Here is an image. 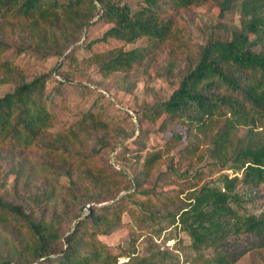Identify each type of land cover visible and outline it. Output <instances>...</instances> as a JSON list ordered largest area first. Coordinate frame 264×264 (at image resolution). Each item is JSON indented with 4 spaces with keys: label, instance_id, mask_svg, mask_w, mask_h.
<instances>
[{
    "label": "rangeland",
    "instance_id": "374dc122",
    "mask_svg": "<svg viewBox=\"0 0 264 264\" xmlns=\"http://www.w3.org/2000/svg\"><path fill=\"white\" fill-rule=\"evenodd\" d=\"M122 3L133 10L145 5L144 0H122ZM64 10L61 7L54 10L61 18L54 24L51 20L12 15L0 18V40L9 45L0 55V96L12 91L20 80L29 81L43 73L50 74L46 89L54 95L47 104L52 114L50 124L36 139L15 145L0 144V195L27 211L43 215L47 221L55 219L52 214L56 213L59 222L55 225L62 238L90 211L89 204L82 209V201L71 198L72 192L93 193L103 200L94 201L97 206L124 203V210L116 211L120 214L118 224L110 233L98 235L112 255H121L116 264H216L217 252L211 247L195 249L190 236L178 224V216L173 224L168 213L186 203L194 185L208 183L221 187L220 175L234 172L223 169L229 162L224 166L218 152L231 159V147L249 139H263L264 118L255 124L240 125L233 118L224 117L202 131L194 129L195 150L192 146L179 156L188 140L168 150L166 134L159 129L161 119L151 120L143 112L156 101L168 98L189 63L196 61L199 45L211 38L231 37V32L241 25L240 12L232 8L221 13L214 0L189 6L177 17L175 42L162 44L125 70L108 73L101 64L109 57L119 50L150 46L153 41L147 37L133 43L110 39L88 46L111 24L98 19V9L91 10L89 0H85L79 13L93 18L79 32ZM177 46L176 66L169 75L171 51ZM135 114L141 120H136ZM141 130L147 135L144 148L131 145L128 151L121 149L123 143L137 138ZM218 132L227 134L221 145H215ZM48 140L66 144L80 154L98 151L89 162L79 155L46 149L42 142ZM158 150L164 151L163 159L142 180V188L172 195L175 201L167 206L143 202L145 196L133 186L146 155ZM110 164L122 169L127 177L118 175ZM68 166L72 167V180L64 172ZM90 166L93 169L88 174L85 169ZM197 172L201 173V181L193 176ZM119 187L124 189L116 194ZM235 192L242 203L253 199L255 194L253 187L245 185H238ZM257 195L254 201L243 204L240 212L262 211L264 195L262 191ZM35 196L41 197L37 204L33 201ZM151 211L160 214L151 216ZM92 230L95 228L91 227ZM32 238L23 221L0 210V260L17 258ZM225 246L228 264H264V236L231 234Z\"/></svg>",
    "mask_w": 264,
    "mask_h": 264
},
{
    "label": "trees",
    "instance_id": "16d2710c",
    "mask_svg": "<svg viewBox=\"0 0 264 264\" xmlns=\"http://www.w3.org/2000/svg\"><path fill=\"white\" fill-rule=\"evenodd\" d=\"M84 1L0 0V18L12 15L33 20H51L54 24L61 20L54 10L61 7L65 8L68 19L75 22L76 30L80 32L93 18L79 13V7ZM144 1L145 5L133 10L127 3H122V0H89L91 10L99 11L98 19L111 26L88 46L106 43L110 39L133 43L147 37L153 41L147 47L119 50L101 64L105 72L125 70L139 57L154 53L162 44L175 42L174 29L181 11L210 0ZM214 1L220 6L221 13L232 8L238 9L241 15L240 27L231 32L230 38H211L199 45L196 61L189 63L168 98L156 101L143 112L151 120L161 119L159 129L166 134L165 144L168 150L188 140L187 146L178 152L179 156H183L185 150L192 146L195 150L194 129L202 131L224 117H231L240 125L255 124L257 120L264 118V0ZM8 47V44L0 40V55ZM177 51L178 46L171 51L172 58L167 66L169 75L175 69ZM49 77V73H43L29 81L22 79L12 91L0 96V144L15 145L31 141L50 124L52 114L47 104L54 95L46 89ZM59 83L64 84L63 81ZM57 90L60 92L61 87ZM135 118L141 120L136 114ZM184 125L187 127L183 129ZM146 136L141 130L137 138L123 143L121 149L128 151L131 145L144 148ZM226 136V133L218 132L215 145L223 144ZM42 143L48 150L61 151L69 156L79 155L89 162L98 151L80 154L68 145L53 140ZM163 152L158 150L148 153L140 174L133 181L137 192L145 196L143 202L155 206H167L175 201L172 195H167L162 190L142 188V180L163 159ZM217 156L223 157L224 166L229 162L223 169H231L234 174L222 173L221 187L208 183L192 186L186 203L168 214L172 216L173 224L177 222L178 216V224L190 236L195 249L211 247L217 252L216 264H228L225 253L228 236L240 233L264 236V209L259 213H242L239 210L246 203L254 201L258 197L257 192L262 191L264 195V138L260 141L249 139L240 146L231 147V159L220 152ZM111 166L118 175L127 177L122 169ZM91 169L92 166L85 171L90 174ZM64 172L72 180V167H66ZM173 172L176 169L173 168ZM193 176L202 180L200 172ZM238 185L253 187L254 198L242 203L241 197L235 192ZM122 189L124 188L119 187L115 193L118 194ZM96 197L93 193H71L72 199L82 201V209L89 204L90 211L73 231L62 238L55 225L56 221L59 222L56 213L52 214L55 219L53 217L51 221H47L43 215L27 211L21 204L7 201L0 195V210L23 221L33 237L30 244L22 247L17 258H4L0 260V264H31L33 261H37L36 264H116L121 255H112L108 245L98 235L110 233L118 224L120 214L116 211H123L124 203L113 202L97 206L93 202L103 200ZM33 201L37 204L41 197L35 196ZM149 214L156 216L160 212L151 211ZM78 217L79 215L76 216ZM91 227L95 230L90 231Z\"/></svg>",
    "mask_w": 264,
    "mask_h": 264
}]
</instances>
